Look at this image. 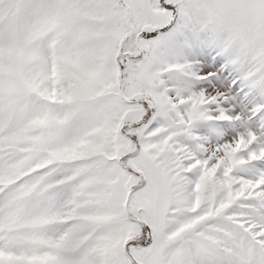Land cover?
Wrapping results in <instances>:
<instances>
[{"label": "snow or ice", "instance_id": "obj_1", "mask_svg": "<svg viewBox=\"0 0 264 264\" xmlns=\"http://www.w3.org/2000/svg\"><path fill=\"white\" fill-rule=\"evenodd\" d=\"M0 264H264V0H0Z\"/></svg>", "mask_w": 264, "mask_h": 264}]
</instances>
